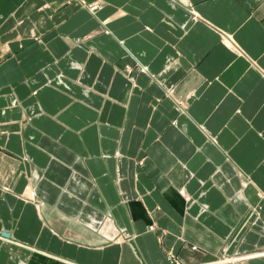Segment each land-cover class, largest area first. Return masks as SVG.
Here are the masks:
<instances>
[{"label": "crops", "instance_id": "1", "mask_svg": "<svg viewBox=\"0 0 264 264\" xmlns=\"http://www.w3.org/2000/svg\"><path fill=\"white\" fill-rule=\"evenodd\" d=\"M259 249L264 0H0V264Z\"/></svg>", "mask_w": 264, "mask_h": 264}, {"label": "bare ground", "instance_id": "2", "mask_svg": "<svg viewBox=\"0 0 264 264\" xmlns=\"http://www.w3.org/2000/svg\"><path fill=\"white\" fill-rule=\"evenodd\" d=\"M184 193V192H183ZM187 195V194H186ZM247 256L246 257H241V258H233V262L234 261H240V260H244V259H248V258H257V257H262L264 256V249H259V250H256L254 252H251L249 254H246ZM226 260V259H225ZM224 261V260H223ZM229 261V260H228ZM219 262V261H218ZM226 262V261H224ZM216 263V262H215Z\"/></svg>", "mask_w": 264, "mask_h": 264}, {"label": "rangeland", "instance_id": "3", "mask_svg": "<svg viewBox=\"0 0 264 264\" xmlns=\"http://www.w3.org/2000/svg\"><path fill=\"white\" fill-rule=\"evenodd\" d=\"M35 177H38V176H35ZM241 229H243V228H241ZM241 229L239 230L240 233H241V231H242ZM248 254H249V253H248ZM246 256H247L246 254H244V255H241V254H240V255H237V256L235 257V259H237V258H241V257L244 258V257H246Z\"/></svg>", "mask_w": 264, "mask_h": 264}]
</instances>
